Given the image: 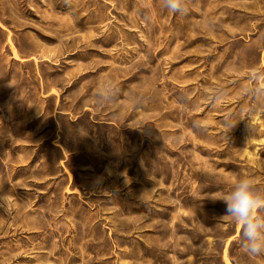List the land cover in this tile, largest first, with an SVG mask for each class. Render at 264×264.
<instances>
[{
    "label": "rangeland",
    "instance_id": "rangeland-1",
    "mask_svg": "<svg viewBox=\"0 0 264 264\" xmlns=\"http://www.w3.org/2000/svg\"><path fill=\"white\" fill-rule=\"evenodd\" d=\"M245 176L264 0H0V264H264L220 199Z\"/></svg>",
    "mask_w": 264,
    "mask_h": 264
},
{
    "label": "clouds",
    "instance_id": "clouds-1",
    "mask_svg": "<svg viewBox=\"0 0 264 264\" xmlns=\"http://www.w3.org/2000/svg\"><path fill=\"white\" fill-rule=\"evenodd\" d=\"M165 6L173 14L182 11V0H165ZM220 199L226 205V216L242 228L241 247L247 255H264V196L256 191V181L250 176L238 179L234 190Z\"/></svg>",
    "mask_w": 264,
    "mask_h": 264
},
{
    "label": "bare ground",
    "instance_id": "bare-ground-1",
    "mask_svg": "<svg viewBox=\"0 0 264 264\" xmlns=\"http://www.w3.org/2000/svg\"><path fill=\"white\" fill-rule=\"evenodd\" d=\"M70 180V179H69Z\"/></svg>",
    "mask_w": 264,
    "mask_h": 264
}]
</instances>
